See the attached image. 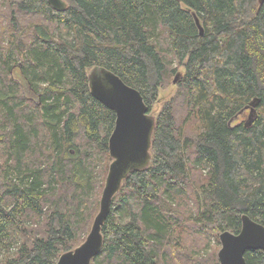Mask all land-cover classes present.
<instances>
[{
    "label": "trees",
    "instance_id": "trees-1",
    "mask_svg": "<svg viewBox=\"0 0 264 264\" xmlns=\"http://www.w3.org/2000/svg\"><path fill=\"white\" fill-rule=\"evenodd\" d=\"M66 1L57 11L46 0H8L3 10L0 0V41L12 34L26 86L47 84L22 119L12 96L0 95L19 157L16 176L0 179V264H52L90 230L115 121L90 94L95 66L136 88L150 111L172 72L177 89L154 114L150 165L113 197L91 264H219L215 249L206 252L211 238L218 246L220 232L237 233L243 213L264 225V2ZM8 60L0 72L11 78ZM254 99L246 125L240 117ZM37 127L46 130L36 140L43 162L21 164L38 148ZM245 259L264 264V251Z\"/></svg>",
    "mask_w": 264,
    "mask_h": 264
},
{
    "label": "water",
    "instance_id": "water-1",
    "mask_svg": "<svg viewBox=\"0 0 264 264\" xmlns=\"http://www.w3.org/2000/svg\"><path fill=\"white\" fill-rule=\"evenodd\" d=\"M57 11L67 9L66 0H46ZM261 4L264 0H258ZM199 33L203 27L195 18ZM177 75L173 79L176 82ZM90 94L115 113V121L108 137V152L111 161L103 182L98 211L84 240L72 249L62 252L52 264H91L104 243L102 226L110 213L113 197L122 188L123 181L132 171L148 167L151 163V140L155 128V116L150 113L142 94L125 83L110 69L95 66L88 72ZM258 99L250 101L246 125L256 117ZM237 233L224 230L219 234V264H247L246 251H264V225L243 213Z\"/></svg>",
    "mask_w": 264,
    "mask_h": 264
},
{
    "label": "rangeland",
    "instance_id": "rangeland-1",
    "mask_svg": "<svg viewBox=\"0 0 264 264\" xmlns=\"http://www.w3.org/2000/svg\"><path fill=\"white\" fill-rule=\"evenodd\" d=\"M6 2H8V0H5V2H4L3 10H8ZM24 21H27V20H24ZM24 21H23V23H24ZM4 25H5V22H4ZM3 27L4 26H2L1 28H3ZM22 27H23V29L27 28L25 26H22ZM11 36H12V34H11ZM11 36L8 33L3 34V38L0 41L1 42L0 44L4 45V47H1V49H3V50L0 53V54H2L1 58H0V62L3 63V61H5L9 58V60L6 62L7 65H5L4 69L7 70V66L8 67L11 66L10 68L13 72L12 73L13 75H11V78H9L7 76V74L5 75V73L0 72V78H1V80H0V95H2L3 97L6 95L12 96L11 101L14 104L12 106V115L15 113V112H13V108H14L18 113L17 117H15V118L16 119H19V118L22 119L23 118L22 117L23 112L28 109V106L31 107L32 105H34V109H35V105L38 103H41L40 98H41L42 94L40 93V91L42 92L46 88L47 84L42 82L41 84H39V86H37L38 90H36L32 87L26 86V84L24 83V78L22 77V74H24V73L21 72V71H23V69H22L23 63L20 60L21 55L17 51V49H15V47H12L13 44L10 43ZM22 36H23V38H27L30 40L33 39V35L30 33H26L25 31H24ZM26 45H28V44L26 43ZM10 57H11V59H10ZM12 57H13V59H12ZM25 62H26V64L29 63L28 60H26ZM17 65H21L20 70L17 67ZM170 67L171 68L178 67V70L180 72H182V68H180L177 65L176 61L170 62ZM175 75L176 74L174 72H172L171 75L169 76L168 82L165 83L163 86L159 87L157 100L154 103L153 109L150 111V113H153V115L160 108L163 101L170 100L172 98V96L175 94L177 87L172 83ZM248 114L249 113H246L242 119L247 121ZM18 116H20V117L18 118ZM10 119H11L10 117H7L1 111V105H0V139H1V141H0V179L3 180V182H5L6 178H12L11 174L16 176V174L12 171V168H13V165L15 163H17V159L19 158V157L15 158L14 149L8 145V139L7 138L10 135V123H9ZM36 130L39 131L40 134H36V139L31 141V142H32V144L35 143V145L37 146L36 140L40 137H41L40 139H42V137H44V135L46 134V130L44 128H41V127H37ZM39 147H41L40 149L44 150L42 148V145H39ZM39 147L35 150V152L32 155L30 154L29 157L26 156V159L21 164L25 165L26 163H28V165H31L34 163H38L40 161L43 162V160L41 159V157H43V155H42ZM46 148H48V147H46ZM47 150L48 149H46L45 151H47ZM45 151H43V152H45ZM71 153H73V151ZM26 160H27V162H26ZM21 166L19 164V166H18L20 169L19 171H21V168H20ZM17 170H18V168H17ZM15 176H13V178ZM96 178H97V180H99V174H97ZM14 180H16V179H14ZM55 185H56V183H55ZM100 194H99V199H100ZM214 244H215V239L211 238L210 246H208V250L206 252L212 251L215 249L216 258H217V252H218V249L220 248V242H219L218 246H213ZM12 249L14 250V248H12ZM200 254L203 255L202 253H200Z\"/></svg>",
    "mask_w": 264,
    "mask_h": 264
},
{
    "label": "flooded vegetation",
    "instance_id": "flooded-vegetation-1",
    "mask_svg": "<svg viewBox=\"0 0 264 264\" xmlns=\"http://www.w3.org/2000/svg\"><path fill=\"white\" fill-rule=\"evenodd\" d=\"M245 111H246V113H249V109H246ZM246 113H244L243 115H241V117H240V118L242 119V118H243V116H244ZM242 120H243V119H242ZM244 121H245V120H244Z\"/></svg>",
    "mask_w": 264,
    "mask_h": 264
}]
</instances>
